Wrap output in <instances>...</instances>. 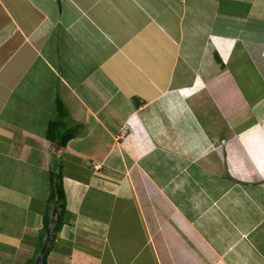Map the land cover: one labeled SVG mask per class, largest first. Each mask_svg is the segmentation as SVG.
<instances>
[{
    "label": "crops",
    "instance_id": "obj_1",
    "mask_svg": "<svg viewBox=\"0 0 264 264\" xmlns=\"http://www.w3.org/2000/svg\"><path fill=\"white\" fill-rule=\"evenodd\" d=\"M51 172L42 264H264V0H0V264Z\"/></svg>",
    "mask_w": 264,
    "mask_h": 264
},
{
    "label": "trees",
    "instance_id": "obj_2",
    "mask_svg": "<svg viewBox=\"0 0 264 264\" xmlns=\"http://www.w3.org/2000/svg\"><path fill=\"white\" fill-rule=\"evenodd\" d=\"M57 109H58L57 115H60L61 109L59 105L57 106ZM61 118H63V115H61L60 118L58 119L55 118L49 121L47 132H46V137L48 140L52 142H56L60 146H64L67 143V141L75 135L76 130L66 128L64 129L63 132H61L59 130L60 125H63L62 120L60 121ZM50 185H51V190H50V194L47 200V212H49L52 206H54L55 209H57L58 216H57V221H56L55 228H54V231H55L56 228H58L60 225L61 217L65 209V192L63 189L62 176L60 172L50 173ZM46 221H48V214H47Z\"/></svg>",
    "mask_w": 264,
    "mask_h": 264
},
{
    "label": "water",
    "instance_id": "obj_3",
    "mask_svg": "<svg viewBox=\"0 0 264 264\" xmlns=\"http://www.w3.org/2000/svg\"><path fill=\"white\" fill-rule=\"evenodd\" d=\"M57 216H58L57 209H54L52 214H51V219H50L48 228L46 230V234H45V237L43 239L42 245L40 247L38 254L36 255V257L34 259L33 264H42L43 263L48 244L51 240V237H52V234H53V231L55 228Z\"/></svg>",
    "mask_w": 264,
    "mask_h": 264
},
{
    "label": "rangeland",
    "instance_id": "obj_4",
    "mask_svg": "<svg viewBox=\"0 0 264 264\" xmlns=\"http://www.w3.org/2000/svg\"><path fill=\"white\" fill-rule=\"evenodd\" d=\"M155 40H156V38H155ZM124 89H127V88H124ZM55 118L56 119H58V118H60V115H56L55 116ZM54 118V119H55ZM64 119L66 120V124H67V127H70V121L68 120V117H66V118H61L60 119V121L62 120V122H64ZM64 129H66L65 127L63 128V125H60V128H59V130L61 131V132H63L64 131ZM63 184V183H62ZM174 187H175V183H174ZM240 189H236V191H238L239 193H238V197L239 198H241V197H243V194H241L242 193V190H246V188L245 187H239ZM50 189H51V185H50ZM224 189V188H223ZM206 192H207V195H210V196H213V195H216L217 194V191L216 190H214V189H212V188H206ZM245 206H247V205H245ZM237 209V208H236ZM242 209V208H241Z\"/></svg>",
    "mask_w": 264,
    "mask_h": 264
},
{
    "label": "built area",
    "instance_id": "obj_5",
    "mask_svg": "<svg viewBox=\"0 0 264 264\" xmlns=\"http://www.w3.org/2000/svg\"><path fill=\"white\" fill-rule=\"evenodd\" d=\"M126 134H127V130L122 129V130H121V136H124V135H126Z\"/></svg>",
    "mask_w": 264,
    "mask_h": 264
}]
</instances>
